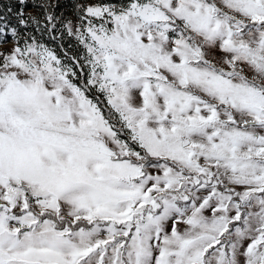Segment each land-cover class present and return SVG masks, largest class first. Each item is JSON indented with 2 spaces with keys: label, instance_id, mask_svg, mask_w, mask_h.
I'll use <instances>...</instances> for the list:
<instances>
[{
  "label": "snow or ice",
  "instance_id": "6c2138e0",
  "mask_svg": "<svg viewBox=\"0 0 264 264\" xmlns=\"http://www.w3.org/2000/svg\"><path fill=\"white\" fill-rule=\"evenodd\" d=\"M0 264H264V0H0Z\"/></svg>",
  "mask_w": 264,
  "mask_h": 264
}]
</instances>
